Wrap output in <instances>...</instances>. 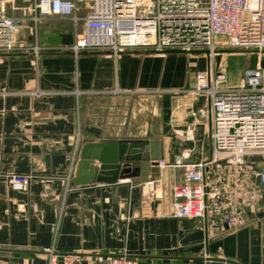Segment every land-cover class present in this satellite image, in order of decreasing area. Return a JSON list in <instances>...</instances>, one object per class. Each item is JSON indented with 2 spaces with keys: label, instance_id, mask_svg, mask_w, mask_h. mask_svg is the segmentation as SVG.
Segmentation results:
<instances>
[{
  "label": "crops",
  "instance_id": "obj_1",
  "mask_svg": "<svg viewBox=\"0 0 264 264\" xmlns=\"http://www.w3.org/2000/svg\"><path fill=\"white\" fill-rule=\"evenodd\" d=\"M34 29L27 22L16 38L39 45L37 62L0 53V264H46L49 246L95 264L122 255L138 264H264V210L227 232L173 215V188L184 181L177 162L207 163L208 176L221 166L212 158L209 99L190 93L209 70L206 54H76L82 24L53 15ZM104 139L162 142L160 176L76 185L80 147ZM250 157L245 163L262 171ZM10 174L31 176L30 186L13 190Z\"/></svg>",
  "mask_w": 264,
  "mask_h": 264
},
{
  "label": "built area",
  "instance_id": "obj_2",
  "mask_svg": "<svg viewBox=\"0 0 264 264\" xmlns=\"http://www.w3.org/2000/svg\"><path fill=\"white\" fill-rule=\"evenodd\" d=\"M53 15L82 24L72 47L76 54L107 50L118 57L137 49L206 52L209 70L197 74L190 93L209 99L212 158L221 166L208 176L207 163L177 162L184 169V181L173 188V215L202 219L213 231L227 232L246 226L247 215L264 210V168L255 172L244 161L247 156L264 157V0H0V53H23L37 62L39 45L20 42L16 35L27 22L34 25L35 34L40 19ZM219 36L226 38L225 45L215 44ZM226 49L259 57L257 69H248L237 87L225 86L226 75L216 64ZM34 95L44 93L37 90ZM6 178L15 191L26 190L32 180L19 174ZM43 254L46 264H95L55 246ZM108 264L138 263L122 255Z\"/></svg>",
  "mask_w": 264,
  "mask_h": 264
},
{
  "label": "water",
  "instance_id": "obj_3",
  "mask_svg": "<svg viewBox=\"0 0 264 264\" xmlns=\"http://www.w3.org/2000/svg\"><path fill=\"white\" fill-rule=\"evenodd\" d=\"M259 57L251 56L250 70L258 67ZM164 160L163 143L157 140H101L88 142L78 152L76 179L78 186L106 180L114 184L119 179L142 175L149 171L160 176V161ZM98 161L101 166L96 167ZM136 164L137 166H133ZM148 182V177L142 179Z\"/></svg>",
  "mask_w": 264,
  "mask_h": 264
},
{
  "label": "rangeland",
  "instance_id": "obj_4",
  "mask_svg": "<svg viewBox=\"0 0 264 264\" xmlns=\"http://www.w3.org/2000/svg\"><path fill=\"white\" fill-rule=\"evenodd\" d=\"M226 43L227 40L224 37L219 36L215 39V44L218 46L225 45ZM200 54H206L208 58L206 52H201ZM251 56L252 55L244 51L226 49L221 56L216 58L217 67L226 75V87H237L240 85L245 76V72L250 68ZM208 67H210L209 61L207 62V68ZM261 67L264 69V53L262 54ZM250 158L256 163H264V157L261 155Z\"/></svg>",
  "mask_w": 264,
  "mask_h": 264
}]
</instances>
